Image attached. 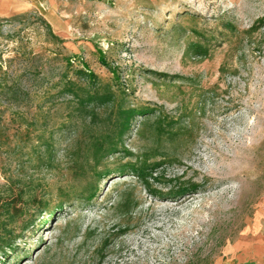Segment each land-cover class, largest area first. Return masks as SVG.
Listing matches in <instances>:
<instances>
[{
	"label": "rangeland",
	"instance_id": "obj_1",
	"mask_svg": "<svg viewBox=\"0 0 264 264\" xmlns=\"http://www.w3.org/2000/svg\"><path fill=\"white\" fill-rule=\"evenodd\" d=\"M52 10L51 22L40 8L0 18V189L24 193L0 264H264V0H55ZM99 54L128 106L154 111L124 149L153 155L173 183L119 172L133 161L124 154L92 160L91 138L111 128L76 118L60 90L75 80L67 58L110 83ZM159 116L167 132L155 139ZM192 183L194 195L175 198Z\"/></svg>",
	"mask_w": 264,
	"mask_h": 264
},
{
	"label": "trees",
	"instance_id": "obj_2",
	"mask_svg": "<svg viewBox=\"0 0 264 264\" xmlns=\"http://www.w3.org/2000/svg\"><path fill=\"white\" fill-rule=\"evenodd\" d=\"M195 53H204L200 44L191 45ZM99 63L102 67L110 72L112 79L110 83H103L99 78L89 70L88 66L82 64L81 69H73L72 65L75 60L67 58L66 69L72 70L75 80L66 78L62 83L60 93L65 95L73 103V115L82 122L88 121L89 126H102L109 124L111 130L101 132L98 136L91 138L89 148L91 151V158L95 164L101 163L103 160L124 154L127 157L133 158L126 164L120 166L118 169L121 173H130L131 176L136 177L142 181L144 185H148V181L152 180L158 183L171 184V180H163V176L158 173L161 169V164L157 162H150L153 155L148 152L132 156L124 149V139L128 137L134 126L137 118L148 117L154 111L145 107H131L127 103V88L122 84L118 68L110 66L104 59L103 54H99ZM164 120L160 116L156 118L153 123V136L155 139H160L167 132L165 130ZM148 124V121L141 122L143 127ZM172 126H168V129ZM44 152L51 156L52 146L47 143L44 144ZM51 158V157H50ZM200 185L192 183L175 192V198L194 195L199 189ZM0 189V260H4L9 253L14 251L11 237L8 236V225L20 216L23 212L21 203L24 201V193L18 191L13 193L10 190L8 195L2 194ZM94 197L90 194L88 199ZM32 196L28 198L31 200ZM35 201L34 198H32ZM5 233L4 236L2 234Z\"/></svg>",
	"mask_w": 264,
	"mask_h": 264
},
{
	"label": "crops",
	"instance_id": "obj_3",
	"mask_svg": "<svg viewBox=\"0 0 264 264\" xmlns=\"http://www.w3.org/2000/svg\"><path fill=\"white\" fill-rule=\"evenodd\" d=\"M54 5L55 0H0V18H8L21 12L40 8L42 11L47 10L44 17L51 22Z\"/></svg>",
	"mask_w": 264,
	"mask_h": 264
}]
</instances>
